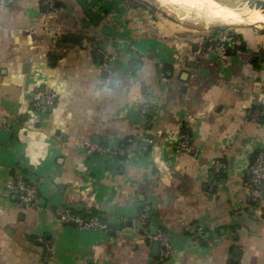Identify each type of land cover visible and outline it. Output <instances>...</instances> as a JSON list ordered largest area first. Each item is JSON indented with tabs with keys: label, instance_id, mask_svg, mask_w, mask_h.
Segmentation results:
<instances>
[{
	"label": "crops",
	"instance_id": "0c3cea01",
	"mask_svg": "<svg viewBox=\"0 0 264 264\" xmlns=\"http://www.w3.org/2000/svg\"><path fill=\"white\" fill-rule=\"evenodd\" d=\"M86 1L97 26L76 0L48 13L41 0L0 3V264H264V194L243 186L264 149V32L232 31L240 52L221 55L139 1ZM181 136L196 156L176 150ZM144 208L168 260L140 228ZM66 212L106 230L64 225Z\"/></svg>",
	"mask_w": 264,
	"mask_h": 264
},
{
	"label": "built area",
	"instance_id": "2783aa9c",
	"mask_svg": "<svg viewBox=\"0 0 264 264\" xmlns=\"http://www.w3.org/2000/svg\"><path fill=\"white\" fill-rule=\"evenodd\" d=\"M1 4H6V0H0ZM56 3V0H41L40 4L44 8L45 13L53 10V7ZM200 44H206L208 48L219 52V54L224 55L229 52H240L239 50V41L236 38V35L232 31L227 30H213L206 33L200 40ZM244 61H251V57L247 53L242 54ZM113 61L112 57L108 55H103L102 58V68L107 70L109 64ZM44 98L46 100L45 107H51L55 104V97L53 96L50 90L44 92ZM39 97L35 98L34 106L39 108ZM262 113L257 112L253 114L252 117L260 116ZM0 128L5 129L6 126L0 124ZM90 153L95 154L96 156H107L112 154L110 148L101 147L98 145H93L91 143H83L82 145ZM130 149L134 152H143L146 151V146L144 144L132 141L130 143ZM176 150L180 153H185L190 156H196L197 151L191 146L188 138L186 136H181L176 145ZM216 171L224 170V165L216 163L214 165ZM244 189L248 194L251 201H256L259 199L262 194H264V149L259 150L254 155L248 166V175L244 181ZM15 190H19L23 195V200L26 204H29L33 207L38 206V198L36 195V190L32 186L26 185L22 180H19L14 187ZM61 222L64 225L76 226L81 230H93V231H105L106 226L101 224L99 220L95 218H90L84 220L80 215L72 214L66 212L61 216ZM140 228L143 234L151 241L159 243V259L161 261L168 260L172 254L169 237L157 231L155 235L150 233V218L149 210L144 208L139 214ZM195 237L198 241L204 239V229L202 226L195 228ZM48 254V251H47Z\"/></svg>",
	"mask_w": 264,
	"mask_h": 264
},
{
	"label": "rangeland",
	"instance_id": "374dc122",
	"mask_svg": "<svg viewBox=\"0 0 264 264\" xmlns=\"http://www.w3.org/2000/svg\"><path fill=\"white\" fill-rule=\"evenodd\" d=\"M145 4L153 9L155 12H159L163 14L167 19L171 20V22L183 30H193L198 33H207L213 30H227V31H235L239 28H251L256 27L259 28L260 32H264V27L261 26H247L245 24H223L218 19H215L217 12H215V16L210 14V7H203L200 5L199 0L196 4L178 2L174 5L161 6L157 0H136ZM172 6V7H171ZM183 7V8H182ZM215 17V18H214ZM214 19V20H213ZM253 30H257L255 28H251ZM263 30V31H261Z\"/></svg>",
	"mask_w": 264,
	"mask_h": 264
},
{
	"label": "bare ground",
	"instance_id": "6f19581e",
	"mask_svg": "<svg viewBox=\"0 0 264 264\" xmlns=\"http://www.w3.org/2000/svg\"><path fill=\"white\" fill-rule=\"evenodd\" d=\"M185 1L193 5L198 0H157L161 6L174 5L178 2L184 3ZM260 1L264 2V0ZM199 2L203 7H210L209 10L212 16H215V12H217L216 18H214L223 24H245L247 26L264 27V6L258 10L250 9V0H226L228 7L216 0H199Z\"/></svg>",
	"mask_w": 264,
	"mask_h": 264
},
{
	"label": "water",
	"instance_id": "95a60500",
	"mask_svg": "<svg viewBox=\"0 0 264 264\" xmlns=\"http://www.w3.org/2000/svg\"><path fill=\"white\" fill-rule=\"evenodd\" d=\"M217 2L221 3L222 5L224 6H227V2L226 0H216ZM251 1V5H250V9H260L264 6V2L260 1V0H250ZM76 2L78 3V5L81 7L83 13L85 14V16L94 24V25H98V20L97 18L95 17L93 11L91 10L90 6L88 5L87 1L86 0H76ZM81 36H73V37H68V38H64L63 41H67V42H72L73 44H76V45H80L81 43ZM206 46V44H205ZM84 47V46H83ZM232 54H234L232 52ZM21 195V192L18 191L17 193V196H20ZM18 202H20V200L18 199L17 200ZM23 206L25 204H22ZM158 231V229L156 227H153L151 228V234L152 235H155L156 232ZM36 244H38V242H35ZM159 243L158 242H154L153 244V253L155 255L158 256V252H159ZM232 264H235V262H232Z\"/></svg>",
	"mask_w": 264,
	"mask_h": 264
},
{
	"label": "trees",
	"instance_id": "16d2710c",
	"mask_svg": "<svg viewBox=\"0 0 264 264\" xmlns=\"http://www.w3.org/2000/svg\"><path fill=\"white\" fill-rule=\"evenodd\" d=\"M149 9H150V7H148ZM151 10V12L153 11V9H150ZM256 61H257V59H256ZM256 61H254V62H256ZM262 118H264V117H262ZM81 216V215H80ZM82 218H84V220H88V219H90V218H88V219H86L84 216H81Z\"/></svg>",
	"mask_w": 264,
	"mask_h": 264
}]
</instances>
